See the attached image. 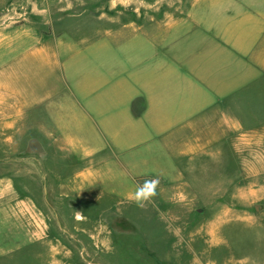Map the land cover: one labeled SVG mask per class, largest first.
I'll use <instances>...</instances> for the list:
<instances>
[{"label":"crops","instance_id":"crops-1","mask_svg":"<svg viewBox=\"0 0 264 264\" xmlns=\"http://www.w3.org/2000/svg\"><path fill=\"white\" fill-rule=\"evenodd\" d=\"M3 55L14 57L0 64V86L20 68L68 75L47 96L17 99L23 120L36 108L37 129L58 133L62 153L90 160L75 177L109 175L112 157L121 181H136L171 146L194 159L213 130L252 129L249 97L258 79L264 86V0H4Z\"/></svg>","mask_w":264,"mask_h":264},{"label":"rangeland","instance_id":"rangeland-1","mask_svg":"<svg viewBox=\"0 0 264 264\" xmlns=\"http://www.w3.org/2000/svg\"><path fill=\"white\" fill-rule=\"evenodd\" d=\"M63 73L20 68L0 86V264H264L261 79L249 97L251 130H213L206 154L194 159L171 146L140 166L136 181H121L112 157L103 168L109 175L83 181L75 174L90 160L62 153L58 133L37 129L36 108L23 120L17 99L47 96L56 83L61 89Z\"/></svg>","mask_w":264,"mask_h":264},{"label":"water","instance_id":"water-1","mask_svg":"<svg viewBox=\"0 0 264 264\" xmlns=\"http://www.w3.org/2000/svg\"><path fill=\"white\" fill-rule=\"evenodd\" d=\"M255 209L258 210L259 209V205H255ZM197 211L202 213L204 211V208H198Z\"/></svg>","mask_w":264,"mask_h":264}]
</instances>
